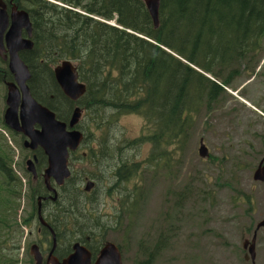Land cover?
<instances>
[{"label": "trees", "instance_id": "obj_1", "mask_svg": "<svg viewBox=\"0 0 264 264\" xmlns=\"http://www.w3.org/2000/svg\"><path fill=\"white\" fill-rule=\"evenodd\" d=\"M6 1L7 9L15 5L25 11L32 25L33 48L19 54L30 72L27 85L32 97L66 123L78 106L82 114L76 128L83 134L81 148L89 150L85 157L71 153L70 161L78 160L83 167L73 172L69 163L71 175L58 189L55 201L47 198L42 179L34 180L38 189L29 192V212L22 222L27 228L34 221L38 225L37 199L44 197L41 216L45 223L50 222L49 228L66 249L73 240L80 241L94 255L99 248L96 239L101 216L95 199L86 196L79 184L97 178L98 153L107 149V157L112 159L114 152L134 151L132 145L139 141L151 144L144 160L130 165L121 162L116 172L118 185L132 179L139 166L172 173L204 101L217 103L223 87L241 66L251 70L257 63L255 57L264 39V0H159L157 27L142 0ZM112 21L117 27L108 24ZM64 60L76 63L79 81L86 87L77 102L63 95L49 68ZM6 73L8 81H13L8 70ZM125 115L141 118L149 128L147 136L128 141V147L103 141ZM36 153L46 163L43 152L38 149ZM11 161L0 152V171L13 181ZM41 172L36 168L37 175ZM11 193L17 197V192ZM127 193H131L130 199ZM133 198L134 192L122 186L115 226L121 225L122 215L130 218L127 209ZM0 224V237L18 231ZM59 251L56 254L64 258ZM11 257L5 256L9 264L14 263Z\"/></svg>", "mask_w": 264, "mask_h": 264}, {"label": "rangeland", "instance_id": "obj_2", "mask_svg": "<svg viewBox=\"0 0 264 264\" xmlns=\"http://www.w3.org/2000/svg\"><path fill=\"white\" fill-rule=\"evenodd\" d=\"M108 24L117 27L113 21ZM255 58L253 69L241 66L223 87L224 93L217 103L204 101L193 118L178 166L172 173L139 166L132 170V179L118 185L116 172L121 169V162L130 165L144 160L150 154L151 144L139 141L132 145L134 151L114 152L112 159L107 157V149L98 153L101 165L96 169L97 178L91 179L97 186L90 195L97 199L95 208L101 216L100 236L96 240L99 246L103 244L101 248L107 242L116 244L122 264H252L244 259L247 251L242 243H250L254 235V264H264V230L257 229L264 219V182L253 180L259 163L264 165V39ZM59 64L49 68L53 71ZM7 70L6 61L0 59V120L5 109L4 83L10 78ZM216 83L221 85L219 80ZM148 130L141 118L125 115L102 140H109L116 147H128V141L147 136ZM0 133V152L12 159L13 176L10 181L0 171V222L11 225V231L17 229L9 236L13 245L20 242L7 255L12 256L13 264H31L28 251L35 238L36 223L27 228L22 219L29 212V192L38 186L26 171V161L35 156L36 162L31 161L34 167H40V172L47 162L37 150L22 146L25 138L20 134L4 125L0 126ZM200 139L209 152L205 158L198 155ZM88 151L80 149V153ZM124 157L127 159L123 160ZM70 164L73 172L82 166L78 160H71ZM84 184L79 186L83 189ZM122 186L134 192V200L127 209L130 218L122 215L121 225L115 226L113 222L120 217V207L115 204ZM11 190L17 192V197ZM127 195L130 199L131 193ZM65 250L63 244L59 253L64 254Z\"/></svg>", "mask_w": 264, "mask_h": 264}, {"label": "water", "instance_id": "obj_3", "mask_svg": "<svg viewBox=\"0 0 264 264\" xmlns=\"http://www.w3.org/2000/svg\"><path fill=\"white\" fill-rule=\"evenodd\" d=\"M6 0H0V57L7 62V68L13 81L5 82V109L2 115L3 125L10 131L20 134L25 139L22 146L29 151L40 149L46 157L47 167L42 178L47 191L51 193L50 201H55L56 187L63 186L70 177L69 157L76 151L83 140V134L76 128L80 118L81 109L73 108L68 122L60 121L56 115L45 106L38 103L31 95L27 82L30 72L19 54L31 50L32 25L28 14L18 10L15 5L7 9ZM147 9L154 27L158 26L159 0H142ZM7 2V1H6ZM11 3V2H8ZM25 34V36H24ZM53 77L63 95L71 102H77L85 93V85L79 81L76 66L70 60H64L53 69ZM198 155L201 158L208 156V149L203 141H199ZM36 162V157L32 155ZM26 171L36 177L35 167L31 160L26 162ZM253 180L264 182V165L260 162L253 173ZM94 183L87 179L83 190L89 192ZM37 199V219L42 226L48 227L41 216V201ZM49 228V227H48ZM263 228L264 219L258 223L257 229ZM52 237L54 239V232ZM56 243L53 241L46 264H122L120 250L117 245L107 242L99 251L96 259L92 261L91 251L79 243L72 245L69 255L58 261L52 257ZM242 248L247 251L244 255L246 261L254 264L256 259L255 235L249 243L243 241ZM34 264H42V257L36 244L29 250Z\"/></svg>", "mask_w": 264, "mask_h": 264}, {"label": "flooded vegetation", "instance_id": "obj_4", "mask_svg": "<svg viewBox=\"0 0 264 264\" xmlns=\"http://www.w3.org/2000/svg\"><path fill=\"white\" fill-rule=\"evenodd\" d=\"M3 61H4V60H3ZM6 63H7V62H6ZM200 140L203 141V139H200ZM203 143H204V142H203ZM81 145H82V144H81ZM81 145H80L79 149L75 152L77 155L80 153ZM80 154H83V156L85 157V152H84V153L81 152ZM208 154H209V152H208ZM31 159H32V155H31ZM31 159H28V160H31ZM26 162H27V161H26ZM44 169H45V168L42 169V172H41L39 175H37V173H36V177H35V178L32 176V179H33V180H37L38 178L42 179V173L44 172ZM35 172H36V167H35ZM42 181H43V179H42ZM93 183H94V185H93L92 189H91L89 192H84L86 196H90V195H92L93 193H95V191H96V184H95V182H93ZM51 185H52V183H51ZM54 185H55V184H54ZM63 185H64V184H63ZM52 186H53V185H52ZM53 187L56 189L57 194H58V189H59L60 187H56V185L53 186ZM61 187H62V186H61ZM50 195H51V193H49V195H48L47 198L50 199V197H49ZM41 198H44V197H41ZM94 199H95V202H96L97 199H96V198H94ZM44 200H45V199H44ZM116 206H118L117 203L115 204V207H116ZM105 208H106V206H105ZM46 221H47V220H46ZM47 223L50 224L49 221H47ZM47 223H46V224H47ZM4 225H5V226H8V225L5 224V223H4ZM47 225H48V224H47ZM0 226H1V224H0ZM48 227H49V226H48ZM48 227H46V226H42L40 223H38V225L36 226V230H35V238H34V240H33V243L31 244V246L34 245V244L37 245V247H38V249H39V252H40V254H41V257H42V264H46V263H47V258H48V256H49V253H50V250H51V247H52L53 241H55L56 246H55V250H54V252L52 253V257L56 258L58 261H61V260L63 259V257H60L59 255L56 254V250H57L58 248L61 249V247H62L63 244H62L61 241L57 238V236L55 235V233H54V239H53V237H52V232H51L52 230H51L50 228H48ZM31 234H32V233H30L29 236H30ZM87 240H89V239H87ZM75 243H79V244L84 245V246L86 247V244H85V243L80 242V241H75V240H73V242L70 244V246H69V247L65 250V252H64L65 257L71 253V251H72V245L75 244ZM102 245H103V244H102ZM102 245H101V246H102ZM115 245H116V244H115ZM31 246H30V248H31ZM101 246H99V244H98V247H99V248H98L96 254L94 253V255H92V261H94V260L96 259L97 255H98V253H99V251H100ZM12 247H14V246H13V242H11V239H10L9 236H5L4 238H3V237H0V264H9L8 262H6V260H5V256L10 252L9 250H10ZM30 248H29V250H30ZM45 251H46V252H45ZM29 254H30V253H29ZM45 254H46V255H45ZM30 257H31V259H32V261H33L32 263H31V261H30V263H31V264H34L33 257H32L31 255H30ZM24 264H25V263H24Z\"/></svg>", "mask_w": 264, "mask_h": 264}]
</instances>
